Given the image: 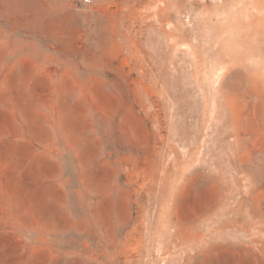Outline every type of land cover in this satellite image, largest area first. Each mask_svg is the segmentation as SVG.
<instances>
[{"label":"rangeland","instance_id":"1","mask_svg":"<svg viewBox=\"0 0 264 264\" xmlns=\"http://www.w3.org/2000/svg\"><path fill=\"white\" fill-rule=\"evenodd\" d=\"M0 264H264V0H0Z\"/></svg>","mask_w":264,"mask_h":264}]
</instances>
